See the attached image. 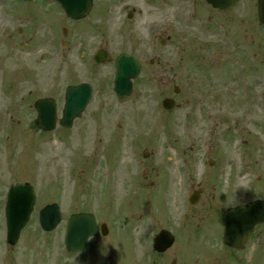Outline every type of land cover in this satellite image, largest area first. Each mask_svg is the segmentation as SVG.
<instances>
[{"label": "rangeland", "instance_id": "1", "mask_svg": "<svg viewBox=\"0 0 264 264\" xmlns=\"http://www.w3.org/2000/svg\"><path fill=\"white\" fill-rule=\"evenodd\" d=\"M1 1L6 6L0 2V145L9 150V163L3 160L0 169L4 183L0 185L1 208L11 183L29 182L38 195L21 241L10 252L16 257L15 264H123L129 251L132 263L139 261L144 250L146 232L166 228L180 242L185 241V255L179 256V263L194 264V250L198 255L204 238L217 243L219 233L214 220L198 227L199 218L193 219L194 211L203 205L192 207L186 216L189 206L184 186L204 185L209 199L226 193L234 205L264 198V97L258 104L247 105L242 103L244 90L234 87L215 104H199L193 98L184 105L167 85L171 66L161 63V53L178 49L177 17L187 15L185 0H93L90 13L75 22L64 18L49 0ZM193 4L201 6L200 0ZM10 8L30 14L11 22ZM199 10L209 13L207 8ZM128 12L132 18H127ZM35 18H41L38 30ZM13 28H21V34ZM171 35L173 40L167 45ZM40 38L55 47L49 48V43L37 46ZM22 40L28 47L18 46ZM99 48L111 61L93 63L91 55ZM82 51L86 52L83 58ZM121 53H131L142 62L132 94L122 99L112 88L114 59ZM49 58L55 60L52 68V62L46 64ZM171 58L175 75L177 55ZM151 59L160 63L150 65ZM34 68L46 75L39 76L40 70ZM81 82L90 83L94 93L73 126L69 130L56 127L48 134L37 130L33 103L54 98L59 117L65 87ZM179 83L175 79L173 85ZM169 96L179 106L166 111L161 101ZM110 186L113 191L103 189ZM164 197L167 210L163 209ZM50 202L59 204L62 221L51 234H45L38 226L37 212ZM77 212L94 214L108 233L92 238L84 252L69 254L63 245L65 224ZM125 218L131 219L130 228L137 227L132 229L135 247L130 250L118 243ZM4 242L2 212L0 253ZM198 257L206 263L212 255L199 248ZM234 257L243 264H264V225Z\"/></svg>", "mask_w": 264, "mask_h": 264}, {"label": "flooded vegetation", "instance_id": "2", "mask_svg": "<svg viewBox=\"0 0 264 264\" xmlns=\"http://www.w3.org/2000/svg\"><path fill=\"white\" fill-rule=\"evenodd\" d=\"M250 3L251 0H237L235 5L224 10L207 6L209 13L205 14L200 12L201 7L193 6L190 15L184 17L183 21L180 22L177 51L178 71L173 77L168 76L166 82L169 85L175 78L178 79L182 87L178 94L186 105L191 104L193 98L199 104L203 102L205 104L214 102L215 104L217 99H226L223 95L228 90H233L234 87L244 90L242 93L244 98L242 99L245 103H256L262 99L261 89L264 88V29L255 18L250 16ZM171 39L168 37L166 41L170 43ZM37 43V46L40 47L41 40H38ZM27 44L25 41L20 42L19 45L24 48ZM165 53V63L168 65L172 50L167 49ZM8 153L7 146L0 145V169L3 164L9 163ZM202 193V199H200L198 206L203 205V209L194 211L195 215L192 217L195 220L199 218L198 227L203 223L204 226L209 225L208 222L214 220L219 237L217 243L207 241L208 239L204 238L199 244V248L206 250L212 257L206 263L200 262L199 248H197L198 255L195 250L193 252L196 255L194 264H233L234 253L221 241L222 228L220 224L221 214L232 206V202L226 193L218 196L213 194L211 199L203 190ZM1 213L0 204V215ZM135 228H130L126 224L125 230L120 236L122 240L118 242L126 245L129 250L135 247L132 243ZM166 230L169 229L166 228ZM169 231L175 234L173 230ZM157 233L148 230L145 238L143 237L144 250L139 257L140 263H138L139 261L130 263L131 253L129 251L125 252L128 255V261L123 264H180L179 256L185 255V241L180 242L178 235L175 234L172 246L159 252L153 248V239ZM179 234L181 235L180 232ZM123 241L124 243H122ZM139 243L141 244L140 241ZM164 244L162 243V245ZM175 244L177 249L174 250ZM12 249L14 247L5 243L4 250L0 253L3 255L5 251L4 256L0 255V264H15L16 257L10 253ZM120 252L121 250H119ZM171 254L174 255L170 256Z\"/></svg>", "mask_w": 264, "mask_h": 264}, {"label": "water", "instance_id": "3", "mask_svg": "<svg viewBox=\"0 0 264 264\" xmlns=\"http://www.w3.org/2000/svg\"><path fill=\"white\" fill-rule=\"evenodd\" d=\"M65 13L72 19L84 17L89 9L90 0H57ZM214 7L224 8L229 6L233 0H206ZM259 19L264 24V0L259 1ZM106 55L99 51L95 55V62H104ZM115 78L113 89L118 97H125L131 94V80L136 78L141 70V64L133 55L121 54L115 60ZM91 97V88L88 84L71 86L66 89L65 103L62 111V118L59 123L64 128H70L73 119L79 117L85 109ZM163 107L171 109L174 106L172 100L165 99ZM35 108L37 117L35 126L42 130L48 131L55 125V104L51 99L40 100L36 102ZM9 203L7 216L8 242L13 244L19 234V231L29 219L35 202L34 188L29 184L12 185L9 190ZM60 212L58 205L51 204L45 206L39 212V223L44 231L53 230L60 222ZM264 223V200H256L229 209L222 216L224 228V242L234 248L243 249L248 242L254 227ZM98 227L95 225L94 217L91 214L79 213L71 215L65 230L64 243L69 251H83L88 239L96 236ZM106 231L103 232L105 234ZM165 232L157 236L156 241H167L166 247L170 246L173 241L171 236L167 237ZM157 248V246H155ZM160 249V248H159Z\"/></svg>", "mask_w": 264, "mask_h": 264}]
</instances>
